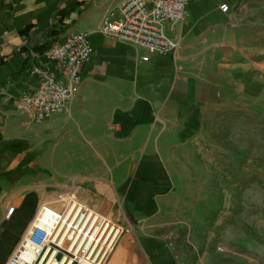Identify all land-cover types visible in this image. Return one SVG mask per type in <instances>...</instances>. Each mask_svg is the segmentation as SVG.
Returning <instances> with one entry per match:
<instances>
[{
    "label": "crops",
    "instance_id": "obj_1",
    "mask_svg": "<svg viewBox=\"0 0 264 264\" xmlns=\"http://www.w3.org/2000/svg\"><path fill=\"white\" fill-rule=\"evenodd\" d=\"M123 1L0 0V264L40 207L70 194L122 226L106 264H233L206 236L200 152L211 110L264 112V0H188L184 20L161 24L176 50L146 62L100 32ZM60 7L77 11L54 44L84 32L94 53L79 91L38 122L17 103L39 85L33 47Z\"/></svg>",
    "mask_w": 264,
    "mask_h": 264
},
{
    "label": "built area",
    "instance_id": "obj_2",
    "mask_svg": "<svg viewBox=\"0 0 264 264\" xmlns=\"http://www.w3.org/2000/svg\"><path fill=\"white\" fill-rule=\"evenodd\" d=\"M187 5L188 0H124L119 16L111 12L103 18L100 32L142 46L146 50L142 61L146 62L151 56L176 50L178 42L166 35L161 24L184 20ZM220 8L227 12L230 6L224 3ZM93 53V44L84 32L69 33L52 45L45 56L55 63V71L33 66L31 73L39 76V85L21 96L18 110L38 122L61 112L79 91L82 69ZM62 204L40 207L8 264H106L123 233L122 226L75 194L65 197ZM13 210L10 208L8 214Z\"/></svg>",
    "mask_w": 264,
    "mask_h": 264
},
{
    "label": "rangeland",
    "instance_id": "obj_3",
    "mask_svg": "<svg viewBox=\"0 0 264 264\" xmlns=\"http://www.w3.org/2000/svg\"><path fill=\"white\" fill-rule=\"evenodd\" d=\"M204 127L199 187L207 203L206 236L214 232L216 249L233 252V264H264V112L219 107Z\"/></svg>",
    "mask_w": 264,
    "mask_h": 264
},
{
    "label": "trees",
    "instance_id": "obj_4",
    "mask_svg": "<svg viewBox=\"0 0 264 264\" xmlns=\"http://www.w3.org/2000/svg\"><path fill=\"white\" fill-rule=\"evenodd\" d=\"M75 8L60 7L54 14V22L48 29L45 40L33 47V52L36 53V61L40 66H47L48 59L45 56L46 51L56 42L61 40L67 30L72 26L75 21L73 14L76 13ZM30 57V56H29ZM48 66L47 68H49ZM50 69V68H49Z\"/></svg>",
    "mask_w": 264,
    "mask_h": 264
},
{
    "label": "bare ground",
    "instance_id": "obj_5",
    "mask_svg": "<svg viewBox=\"0 0 264 264\" xmlns=\"http://www.w3.org/2000/svg\"><path fill=\"white\" fill-rule=\"evenodd\" d=\"M60 207H62V206H60Z\"/></svg>",
    "mask_w": 264,
    "mask_h": 264
}]
</instances>
